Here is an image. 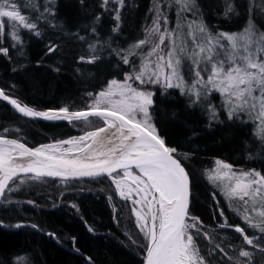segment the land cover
I'll use <instances>...</instances> for the list:
<instances>
[{
	"label": "trees",
	"instance_id": "trees-1",
	"mask_svg": "<svg viewBox=\"0 0 264 264\" xmlns=\"http://www.w3.org/2000/svg\"><path fill=\"white\" fill-rule=\"evenodd\" d=\"M155 1L162 3V8L167 7V0H123L120 20L114 21L108 9L114 7L115 0H109L103 7L101 0H85L83 12L77 0H58L54 16L44 11L46 6L50 7L49 0H15L28 19L39 17L40 35H32L21 26L18 31L22 33V45L13 48L9 47L13 42L7 38L6 30L2 46L9 50L7 55L0 52V88L35 110L67 107L72 112L85 109L86 104L92 102L89 93L98 95L112 79L122 81L126 74L135 71L142 54L147 51L145 45L131 48L129 63L123 64L120 56L109 54L100 47L99 41L108 39L113 25L118 24L109 40L114 52L138 42L151 27ZM196 2L201 19L211 32H240L248 23L249 0ZM252 4L254 10L257 6L264 8V0H252ZM227 7H232L233 11L225 16ZM167 13L172 24L180 23L173 9L171 14L169 10ZM97 15L101 16L95 25L98 38L93 40L89 36L86 41L77 40L75 30L79 28L80 35H84L89 19ZM252 21L264 30V15L254 12ZM86 42L95 44L99 50L95 63H83L78 59L91 58ZM50 45H56V51L48 52ZM185 68L182 71L184 79L192 83ZM153 99V119L166 137V144L177 149L176 157L192 177L190 216L198 218L201 234L194 235V240L201 255L219 244L237 264H245V261L264 264V252L245 245L233 227H218L226 219L228 225H239L250 236L253 233L264 236L243 219L244 213L225 198L222 188L209 180L217 160L236 170L255 169L264 175V133H257L256 121L246 116L247 123L225 119L223 99L214 91L195 104L178 90L170 91L166 97L155 91ZM209 105L216 107L223 123H213L209 127ZM90 121L100 122L96 118ZM84 124L87 122L29 121L0 101V129L6 130L0 131V137L15 138L31 148L81 135L85 131ZM66 183L63 186L59 181L19 178L10 185V188H19L11 196L8 194L0 205V223L9 227L22 223L37 225L44 232L54 233L61 245L30 227L17 231L0 227V260L4 264H89L77 254L81 253L90 257L93 264H142L146 252L144 242L133 226L130 230L124 227L126 203L116 198L108 179ZM221 209L224 217L219 214ZM89 227L93 231H89ZM73 237L75 243H72ZM244 250L250 251V257L239 256ZM220 255L218 251L210 254V258L215 257L212 264H226V261L232 264L227 257L218 259Z\"/></svg>",
	"mask_w": 264,
	"mask_h": 264
},
{
	"label": "snow or ice",
	"instance_id": "snow-or-ice-1",
	"mask_svg": "<svg viewBox=\"0 0 264 264\" xmlns=\"http://www.w3.org/2000/svg\"><path fill=\"white\" fill-rule=\"evenodd\" d=\"M108 2L101 0V7ZM77 3L83 12L85 0H77ZM57 4L58 0H49L50 7L44 9L48 16L55 15ZM122 5L123 0H115L114 7L108 9L114 21L120 20ZM173 11L180 20L179 24L161 30V20L164 25L169 24L165 15L167 7L164 11L157 7L151 27L145 30L147 34L128 49H116L115 52L109 40L119 25H113L112 34L108 39L100 40L99 44L109 54L120 56L123 64L129 63L131 48L150 44V50L142 54L139 66L133 73L126 74L122 81L112 79L107 90H101L98 95L89 93L92 102L86 104L83 110L69 112L67 107L34 110L0 89V101L7 102L23 117L69 122H87L94 117L102 122L79 137L35 148L27 147L26 143L18 142L15 138H0V197H5L6 190H13L9 182L21 173L33 174L36 180L43 177L64 180L107 177L118 195L133 206L137 227L143 233L147 264H212L215 257L210 258V254L215 251L221 254L218 259L227 257L232 264H237L219 244L204 255L196 245L194 235L199 237L201 232L197 227L198 218L189 216L192 177L174 155L177 149L166 144V137L160 133L153 119L151 109L155 104V91L152 86H159L163 90L162 95L169 89H180L181 94L187 95L193 104L216 91L223 97L225 119L247 123L244 119L246 116L248 120L259 121L261 128H264V30L252 21L254 12L264 15V8L257 6L254 10L252 0H249L248 23L240 32L233 33L209 31L201 19L196 0H173ZM232 11V7H227L225 16ZM100 19V15L91 17L84 35H80L77 28L76 39L86 41L91 36L96 40L98 31L95 25ZM38 23L39 17L28 19L21 13L15 0H0V52L7 55L9 50L2 46L6 30L7 38L13 42L9 47L15 48L22 45V33L18 29L22 26L30 34L39 36ZM87 47L91 58L82 56L78 59L83 63H95L99 50L92 43H87ZM56 48V45H50L48 52H54ZM184 60L188 61L187 71L192 77V83L188 85L182 74ZM207 112L209 127L213 123L224 122L215 106L209 105ZM64 144L70 147L64 148ZM215 163L219 166L217 177L223 172L225 177L234 181L228 191L230 199L238 198L245 207L249 201L253 204L259 201L264 207V175L260 171L251 169L236 173L227 163L220 160ZM133 168L137 174H133ZM128 178L131 184H128ZM133 193L137 198H133ZM219 214L224 217L222 209ZM258 215L264 218V211ZM186 217L192 219L193 223H186ZM243 219L249 221L250 218L245 215ZM20 226L16 225L17 228ZM30 226L39 230L37 225ZM218 227H233L245 245L264 252V236L256 233L250 236L239 225H228L226 219ZM190 228L196 229L195 234L189 232ZM89 231L93 229L89 227ZM260 232L264 233V226L260 227ZM46 234L56 238L54 233ZM207 235L205 231L204 236ZM72 243H75L74 237ZM239 256L248 258L250 251H240ZM88 259L91 264V258ZM0 264H4V261L0 260ZM245 264H250V261H245Z\"/></svg>",
	"mask_w": 264,
	"mask_h": 264
},
{
	"label": "rangeland",
	"instance_id": "rangeland-1",
	"mask_svg": "<svg viewBox=\"0 0 264 264\" xmlns=\"http://www.w3.org/2000/svg\"><path fill=\"white\" fill-rule=\"evenodd\" d=\"M166 3H167V12H168V10H169V14H171L172 9H173V0H167ZM157 7H159L161 11H164V8H162V3H159L158 1H155V4H154V6H153V15H154V11L157 9ZM167 12L165 13V15L167 16V18H168V20H169V24H168V25H164V24H163V20H161V21H160V23H161V25H162L161 30H163L164 27H168V28L170 29V28L173 27L175 24H177V22H176L175 24H172V20H171L170 17L168 16V13H167ZM174 20H175V19H174ZM146 34H147V33H146ZM146 34H145V35H146ZM167 43H168V41L166 40V41H165V44H167ZM145 46H146L147 51L150 50V44L145 45ZM162 47H163V46H162ZM182 62H183L184 65H185L186 63H188L187 60H184V61H182ZM185 66H186L185 69L187 70V64H186ZM185 84L188 85V84H191V83H190V82L187 83V82L185 81ZM108 87H109V85H108V86L106 87V89H104V90H107ZM133 87H136V84H133ZM141 87H143V85H141ZM152 89H153V91H160V93L163 91L162 89L159 88V86H155V85L152 86ZM172 90H178L179 92H181L180 89H169V90H167L163 95H162V94H161V95H162L163 97H166L167 95H169L170 91H172ZM212 92H213V91H212ZM214 92H216V91H214ZM216 93H218V92H216ZM218 94L221 96L220 93H218ZM221 98L223 99L222 96H221ZM200 104H202V103H200ZM96 119H97V118H96ZM78 122H80V121H78ZM73 123H74V122H73ZM101 123H102V122H96V123H95V122H93V121H90V122L87 121V124H84V130H85V131H83V133H81V135H84L87 131L94 130L95 127H96L98 124H101ZM256 125H257V133L260 134V135L263 134V133H264V128H261V126H260V124H259V121H256ZM81 135H78V136H76V137H79V136H81ZM71 138H75V137H71ZM68 139H69V138H68ZM63 141H64V140H63ZM55 143H56V142H53V144H55ZM63 147H64V148H68V147H70V146L67 145V144H64ZM218 167H219V166H217V167L212 171V173L209 175V180H210L214 185H219V186L222 188V192L224 193L225 198H227L228 200H231L232 203L235 204V206H236V208L238 209V211H242V212L244 213V215H247V216L250 218L248 222L251 224V226H252V225H256L257 227H255V228L258 229V230H260V227L264 226V218L260 217V216L258 215V213H259L260 211H264V207L261 206V203H260L259 201H256L255 204H253V202L249 201L248 206L245 207V206H244V202H243V201H240L238 198L233 197V198L230 199L229 196H228V191H229L230 187L234 185V181L230 180L228 177H225V176L223 175V172H221V174L217 177V176H216V172H217ZM224 171H227V170H224ZM231 171H232V172H236V173L242 172V171H240V170H236V169H233V168H231ZM132 172H133V174H137V171H136V170H132ZM108 181H109L110 186L112 187L111 190H113V193H115L116 198H117L118 200H120L121 202L126 203V205H125V207H126V208H125V209H126V210H125V215H123V216L125 217V226H124V227H126V229L130 230V227L133 226L134 229L136 230L137 234H139V236H140L141 239L143 240V233L139 232V229H138V227H137V225H138V221H137V219H136V216H135L134 212L132 211V207H133V206L131 205V202L122 199V198L118 195V192H117V190L115 189L114 184L111 183V180L108 179ZM66 184H67L66 182H61V185H63V186L66 185ZM128 184H131V183L128 182ZM127 187H128V185L126 184V185H125V190H126V191H127ZM18 188H19V187L15 186V187L12 188V189H13L12 191H7L5 197H4V199L2 200V202H1L0 205H2V203L4 202V200L8 197V194H10V196H11L14 192H16V191L18 190ZM133 198H134V199L137 198V197L135 196V193H133ZM246 199H248V198H246ZM9 202H11V201L9 200ZM137 207H139V206H137ZM190 217H192V216H190ZM186 223L191 224V223H193V220H192V219H188ZM195 231H196L195 228H190V229H189V232H191V233H193V234L195 233Z\"/></svg>",
	"mask_w": 264,
	"mask_h": 264
},
{
	"label": "water",
	"instance_id": "water-1",
	"mask_svg": "<svg viewBox=\"0 0 264 264\" xmlns=\"http://www.w3.org/2000/svg\"><path fill=\"white\" fill-rule=\"evenodd\" d=\"M1 89V88H0ZM11 98H13V97H11ZM2 102H4L14 113H16L18 116H20V117H22V118H24V119H27V120H29V121H33V122H40V123H47V124H58V123H72V122H78V121H72V122H69V121H66V120H57V121H46V120H44V119H42V118H40V119H32V118H27V117H23V115L22 114H20V113H18L16 110H14V108L12 107V106H10V105H8V103L7 102H5V101H2ZM35 110V109H34ZM91 118H94V117H90L89 119H91ZM0 138H5V139H10V138H7V137H0ZM18 142H21V141H19L18 140ZM27 146V145H26ZM27 147H29V146H27ZM31 148V147H30ZM175 155V154H174ZM182 163V162H181ZM183 164V163H182ZM186 168V167H185ZM132 170H135L134 168L132 169ZM187 170V169H186ZM188 171V170H187ZM115 175V174H114ZM19 178H33V174H23V173H21V174H19L16 178H14V180L13 181H10L9 182V186L15 181V180H17V179H19ZM41 179H48V180H52V181H59V182H79V181H94V180H100V179H110V178H107V177H100V178H96V179H90V178H80V179H68V180H64V179H62V178H59V177H57V178H50V177H43V178H41ZM6 192H7V190H6ZM4 199V197H0V204H1V202H2V200ZM191 203H192V183H191V199H190V206H189V216H190V208H191ZM188 219H190L189 217H186V221L185 222H187V220ZM21 226L19 227V228H17L16 226H14V227H9V226H7V225H5V224H3V223H0V227H2V228H4V229H6V230H8V231H17V230H19L20 228H23V227H30V228H33V227H31L30 225H33V224H30V223H22V224H20ZM34 229V228H33ZM232 229H234V228H232ZM34 230H36V231H38L39 233H41V234H43V235H46V236H48V237H52V236H50V235H47L46 233H49V232H44V231H42V230H37V229H34ZM55 237H56V235H55ZM52 239H53V241L54 242H56L57 244H59V245H61L60 244V242L57 240V238H53L52 237ZM78 255H81V256H83L85 259H87V261L89 262V259H88V257L87 256H85V255H83V254H81V253H77ZM91 264H93L92 263V261H91ZM142 264H147V259H146V252H145V256H144V259H143V263Z\"/></svg>",
	"mask_w": 264,
	"mask_h": 264
},
{
	"label": "bare ground",
	"instance_id": "bare-ground-1",
	"mask_svg": "<svg viewBox=\"0 0 264 264\" xmlns=\"http://www.w3.org/2000/svg\"><path fill=\"white\" fill-rule=\"evenodd\" d=\"M109 132H111V130H109ZM136 171H137V170H136ZM128 182L131 183V179H130V178H128Z\"/></svg>",
	"mask_w": 264,
	"mask_h": 264
}]
</instances>
